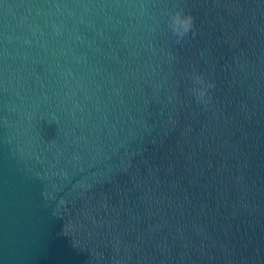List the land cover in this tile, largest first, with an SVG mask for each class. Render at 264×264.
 <instances>
[{
  "label": "water",
  "instance_id": "water-1",
  "mask_svg": "<svg viewBox=\"0 0 264 264\" xmlns=\"http://www.w3.org/2000/svg\"><path fill=\"white\" fill-rule=\"evenodd\" d=\"M0 264H264V0H0Z\"/></svg>",
  "mask_w": 264,
  "mask_h": 264
},
{
  "label": "clouds",
  "instance_id": "clouds-1",
  "mask_svg": "<svg viewBox=\"0 0 264 264\" xmlns=\"http://www.w3.org/2000/svg\"><path fill=\"white\" fill-rule=\"evenodd\" d=\"M170 19L173 34L180 40L186 37L193 28V17L191 13L184 11L182 8L174 11ZM190 79L192 81L190 88L192 96L197 102L206 103L207 99L210 98L207 89L211 87V83L206 82L205 78L195 71L192 73Z\"/></svg>",
  "mask_w": 264,
  "mask_h": 264
}]
</instances>
